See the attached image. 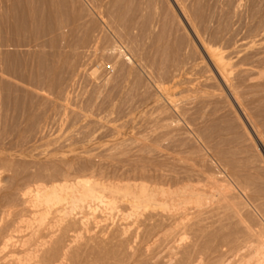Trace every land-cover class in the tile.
Listing matches in <instances>:
<instances>
[{
  "label": "rangeland",
  "instance_id": "obj_1",
  "mask_svg": "<svg viewBox=\"0 0 264 264\" xmlns=\"http://www.w3.org/2000/svg\"><path fill=\"white\" fill-rule=\"evenodd\" d=\"M65 173L230 186L168 234L149 211L121 235L99 212L39 220L23 191ZM246 230L264 233V0H0V264H218Z\"/></svg>",
  "mask_w": 264,
  "mask_h": 264
},
{
  "label": "bare ground",
  "instance_id": "obj_2",
  "mask_svg": "<svg viewBox=\"0 0 264 264\" xmlns=\"http://www.w3.org/2000/svg\"><path fill=\"white\" fill-rule=\"evenodd\" d=\"M206 54H207L208 58L210 59L211 63L213 64V66L215 67V69L217 70L220 77L223 80H226L227 70L224 68L223 64H221L219 62L217 54L210 51V50L206 51ZM90 176L89 177L83 176L81 178L76 177V178L72 179V178H68V175L65 173L64 177H62L60 180H51L50 182H47V183H39L38 185H35L32 188L30 186L29 187L26 186L25 191H23V195L26 196L25 200L27 202H29L32 206H34L35 208L37 207V208L42 209L41 215H38V218L40 216L39 220H41V221H42V219H44L46 217V214H48L51 210L56 212L57 215H60L61 219H63L62 217L66 216V215L70 216L71 214L76 217L77 214H79V213L82 214L84 210H86L89 215H91V214L97 215V212H99V213H102V215L104 214V217L106 216V219H109V221L110 220L111 221L118 220L119 222L123 223V227L120 229V231H121V235H125L129 230L128 228H129L130 223L131 224H132V222L134 223L135 220H137L140 216L142 217L143 214H145V212L149 213V211H152V212L157 211V212H160L161 214L167 216V218L174 220V226H172L173 228H169V227H171V226H169L168 227L169 229L165 230V232H166L165 234H168L169 232L175 230L174 227L182 226L183 222L186 221L185 218L188 220V215L190 216L191 214H194V213L199 214L200 211L202 209H204V207L206 205L209 206L210 203L216 199L214 197H217V199H218V196L221 197L223 195V192H224L223 188H225L228 185L230 186V184L226 185L225 187L216 185L217 190L215 189V186H214V189L216 190V192H214V194H211L212 192L211 193H205L204 191H198V189L194 188L193 186H189L188 185L189 183L188 184L183 183V185H181V186L177 185V187L173 186L174 188H171L169 186L164 188L162 185L161 186H159V185L158 186H152V185L146 184L144 182L124 183V184H120V183H115V184L114 183H111V184L107 183L106 184L102 181L99 182L98 177H97V180H98L97 181L96 179H92L91 178L92 176L91 177ZM93 178H94V176H93ZM216 178L217 177H215V179ZM212 179H214V178H212ZM221 179H223V178H221ZM212 185H215V184L213 183ZM222 190H223V192H222ZM223 198L224 197H222L221 199L223 200ZM225 198H226V196H225ZM227 198H226V200H224V202L229 200V199L227 200ZM217 202H219V200ZM123 204L125 207L123 206ZM214 204H216V203H214ZM220 204H221V201H220ZM207 207H205V208H207ZM212 207H213V205H212ZM209 208H211V207H209ZM190 210H192V211H190ZM208 210H206V211H208ZM86 211H84V212H86ZM234 211H235V209H234ZM201 212H203V211H201ZM238 215H240V213ZM79 217H80V215H79ZM90 217H92V216H90ZM56 218H57V216H56ZM82 218H84L85 221L87 220V218L85 216L84 217L81 216V219ZM94 218H95V215H94ZM84 219L81 221L82 224H84V222H85ZM183 220H185V221H183ZM35 222L36 221L34 218V223ZM119 222H117V223L119 224ZM29 223H30V221H29ZM39 223H42V222H39ZM113 223H115V222H113ZM42 224H44V222ZM42 224H41V226H42ZM213 225H212V227H213ZM247 228L248 227H245V229H247ZM247 230H246L245 234L243 233L242 235H240L239 237L236 238V241H235L236 243H234L235 245L233 244L234 245L233 247L230 248L231 245L230 246L228 245L229 246V247L227 246L228 249L225 251H222L221 250L222 245L220 246V250L222 251V253L220 252V259L221 260L219 261L218 264H264V233H261V232H257V234H255L253 232L247 233ZM193 232H194V230H193ZM179 235H177L179 237L174 240L176 242L175 244L177 247H178V245L182 244V242L185 241L187 238L186 232L183 233V231H181V233ZM111 236H113V235H111ZM2 250H3V248H2ZM218 258L219 257L217 256V259ZM172 259L173 258H169V261ZM197 259L198 260L195 262V264H200L201 258L197 257Z\"/></svg>",
  "mask_w": 264,
  "mask_h": 264
}]
</instances>
